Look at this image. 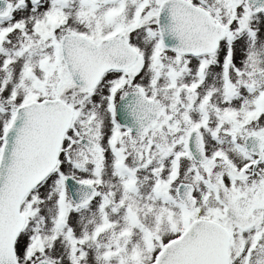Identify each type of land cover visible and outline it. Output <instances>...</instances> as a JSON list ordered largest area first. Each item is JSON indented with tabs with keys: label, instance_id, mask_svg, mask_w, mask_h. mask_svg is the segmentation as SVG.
I'll return each instance as SVG.
<instances>
[{
	"label": "snow or ice",
	"instance_id": "1",
	"mask_svg": "<svg viewBox=\"0 0 264 264\" xmlns=\"http://www.w3.org/2000/svg\"><path fill=\"white\" fill-rule=\"evenodd\" d=\"M0 264H264V0H0Z\"/></svg>",
	"mask_w": 264,
	"mask_h": 264
}]
</instances>
